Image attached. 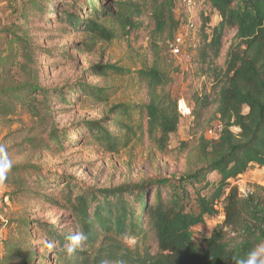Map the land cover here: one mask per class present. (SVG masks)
I'll use <instances>...</instances> for the list:
<instances>
[{
    "label": "trees",
    "instance_id": "1",
    "mask_svg": "<svg viewBox=\"0 0 264 264\" xmlns=\"http://www.w3.org/2000/svg\"><path fill=\"white\" fill-rule=\"evenodd\" d=\"M64 1L69 10H61L55 22L64 34L77 31L84 36L79 45L72 46L80 56L94 53L100 43L146 30L155 58L150 66L137 70L147 100L139 105L113 106L108 116L82 122L91 140L109 153H119L133 139L147 138L167 154L171 135L184 118L167 90L177 69L165 64L162 55L170 49L183 22L190 24L188 18L181 20L177 15L180 0ZM199 6L192 74L202 84L191 96L193 138L182 144V150L188 148L187 174L104 188L66 177L56 188L59 194L55 199L38 192L46 189L41 165L15 164L10 171L18 175L14 183H19L23 192L65 209L74 232L57 224L19 220V244L3 240L0 264H43L36 261L30 225L45 238L39 246L47 248L46 257L52 264H234L232 257H244L264 242V196L253 192L242 197L234 183L251 164L264 168V0H200ZM214 15L218 22L213 25ZM17 38L21 45L10 58L17 61L21 56L24 61H10L9 69L1 72V119L15 113V101H24L38 90L29 80L15 78L17 72L36 63L30 42L23 36ZM60 54L70 58L67 51ZM86 73L107 78L131 70L99 62ZM80 90L99 104L110 98L101 87L82 84ZM217 124H222L219 132ZM211 130L218 132L217 137L207 138ZM61 137L59 133L51 135L50 141L63 150ZM26 142L32 149L54 151L44 139ZM29 176L37 177L35 185L28 183ZM220 205L223 224L198 243L194 227L217 216ZM76 232L86 233L88 240L83 250L69 256L67 237ZM129 238L136 240L134 247L127 242ZM55 242L56 247L49 249L47 245Z\"/></svg>",
    "mask_w": 264,
    "mask_h": 264
},
{
    "label": "rangeland",
    "instance_id": "2",
    "mask_svg": "<svg viewBox=\"0 0 264 264\" xmlns=\"http://www.w3.org/2000/svg\"><path fill=\"white\" fill-rule=\"evenodd\" d=\"M85 1L82 0L81 3ZM68 8L69 3L64 0H0V82L3 81L1 72L9 69L10 61H15L10 58L11 54L21 45L17 36H23L32 45L36 63L29 64L24 72H17L15 78L19 81L27 79L38 86V90L34 91L31 97L14 102L15 113L0 118V144L7 146L8 158L13 165H41L46 189L40 188L38 192L55 199L59 194L56 188L66 177L73 178L78 184L104 188L125 182L153 178L177 179L186 175L188 148L182 150V144L192 141V117L182 118L178 131L171 135L167 154L160 152L147 138L133 139L131 144L119 153H109L91 140L82 122L108 116L113 106L139 105L147 100L148 94L141 86L137 70L150 66L155 58L146 30L133 33L127 38L100 43L94 53L80 56V52L72 46L79 45L84 36L79 35L77 31L64 34L58 30L62 26L55 22L59 12L69 10ZM199 9L198 5L192 10L180 0L176 12L181 20L192 18L197 22ZM217 22L218 17L214 15L212 24ZM195 30L183 22L180 30L184 36L182 53L174 55L170 49L162 53L165 64L171 65L172 70L177 69L167 90L177 100L178 106L182 99L191 105L193 92L202 84L194 80L192 74ZM61 50L69 52L70 58L60 54ZM23 61L19 56L15 62ZM99 62L128 68L131 73L123 76L112 73L107 78L86 73ZM10 74L13 75L14 71ZM82 84L106 89L110 96L109 101L99 104L81 94ZM73 88L76 89L72 90ZM79 97L82 98L81 101L77 100ZM80 125L83 127L79 129ZM218 132L209 131L206 136L209 139L214 138ZM57 133L62 134L63 150L58 149V143L50 141V136ZM35 137L46 140L47 144L53 146L54 151L50 153L45 148L32 149L26 141ZM16 178L18 175L9 173L10 181L0 188V233L4 242L19 244V220L22 219L57 224L61 229L74 232L71 228V216L65 209L42 200L29 191L23 192L19 183H14ZM27 180L35 185L37 177L29 176ZM234 183L239 186L242 197H247L253 192L264 196V168L251 164L248 171ZM222 206H219L220 213L217 216L208 219L203 225L194 227L198 243L223 224ZM29 229L32 243L36 246V261L52 264L46 257L47 248L39 246L45 238L37 235L32 225ZM127 242L132 247L136 244V240L132 238L127 239ZM53 245L55 248L56 242ZM25 247L26 243H23L22 248ZM152 248L156 249L153 244ZM3 254L0 253V258Z\"/></svg>",
    "mask_w": 264,
    "mask_h": 264
},
{
    "label": "clouds",
    "instance_id": "3",
    "mask_svg": "<svg viewBox=\"0 0 264 264\" xmlns=\"http://www.w3.org/2000/svg\"><path fill=\"white\" fill-rule=\"evenodd\" d=\"M13 167L12 161L7 155V146L0 144V188L6 186L8 174ZM68 244L66 252L69 256L75 254L77 250H83V246L88 240V235L84 232H76L67 237ZM48 248L54 247L49 243ZM234 264H264V242L258 244L255 248L247 253L244 257H232ZM101 264H108L107 261H102Z\"/></svg>",
    "mask_w": 264,
    "mask_h": 264
},
{
    "label": "built area",
    "instance_id": "4",
    "mask_svg": "<svg viewBox=\"0 0 264 264\" xmlns=\"http://www.w3.org/2000/svg\"><path fill=\"white\" fill-rule=\"evenodd\" d=\"M182 2L187 7L194 10L199 5L200 0H182ZM188 27L190 29L195 28V21L192 18H190V24H188ZM183 43H184V36L179 31L175 40L170 45V50L172 51V53L174 55H180L182 53L181 52L182 51L181 46ZM179 111L183 117H190L191 116V106L184 99L180 100V102H179ZM216 128L218 131L222 130V124H217ZM211 132L213 133L214 131L211 130ZM3 240H4V237L0 233V253L3 250Z\"/></svg>",
    "mask_w": 264,
    "mask_h": 264
}]
</instances>
